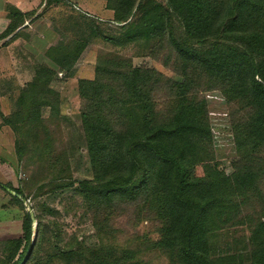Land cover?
Wrapping results in <instances>:
<instances>
[{
  "label": "trees",
  "instance_id": "16d2710c",
  "mask_svg": "<svg viewBox=\"0 0 264 264\" xmlns=\"http://www.w3.org/2000/svg\"><path fill=\"white\" fill-rule=\"evenodd\" d=\"M107 3L118 35L101 33L102 39L121 45L166 43L183 68L184 79H164L154 69L134 67L117 54L100 57L95 79L79 81L90 178L77 182L75 194L95 205L141 200L161 223L155 246L168 264H264V208L244 237L245 243L219 242L220 230L235 223L249 194H260L259 183L264 182L259 157L264 147V0ZM32 13L9 9V24L0 39L11 37L0 48L21 35ZM92 24L81 29L78 41L47 50L54 66L70 70L86 38L97 35ZM185 70L201 72L209 81L207 88H217L228 103H239V110L245 111L243 116L238 110L232 113L239 161L230 173L218 170L212 162L206 103L194 93L193 80ZM54 73L48 66L35 71L26 86L33 99L25 111L17 104L4 117L0 110V126H8L15 136L17 164L28 160L29 151L41 150L42 110L50 103L47 93L57 77ZM163 81L173 89L166 114L158 113L153 99L155 87ZM198 164H203L202 176L194 174ZM56 183L41 184L38 190L50 185L53 189ZM4 186L15 193L11 201L22 208V236L1 243L0 264H20L32 234L31 218L22 205L23 190ZM106 250L107 254L101 247L70 248L58 253L56 260L62 264H143L130 249Z\"/></svg>",
  "mask_w": 264,
  "mask_h": 264
},
{
  "label": "rangeland",
  "instance_id": "374dc122",
  "mask_svg": "<svg viewBox=\"0 0 264 264\" xmlns=\"http://www.w3.org/2000/svg\"><path fill=\"white\" fill-rule=\"evenodd\" d=\"M156 1L164 3V0ZM33 4L36 8L25 21L28 26L21 31L20 38L4 46L10 47L3 50L5 53L0 58V85L11 90L8 98H0L3 110L8 109L6 104L14 109L15 102L22 111L26 110L33 99L31 89L26 86L35 78V71L40 66L54 68L57 75L49 85L47 96L50 103L42 110L40 125L43 132L40 133L44 138L42 141L40 134L38 138L41 150L29 151L28 160L18 164L15 151H11L8 158L13 162L12 171L2 164L11 176L10 184L3 185L23 190L25 199L22 205L31 218V246L24 256L27 254L31 259V255L37 254L27 264H62L56 260L58 253L78 247H101L105 254L106 249H115L117 253L130 249L135 260L143 264H168L167 257L155 246L161 223L141 200L116 201L109 206L97 202L95 205L75 194L77 182L90 178L80 117L84 101L80 97L79 81L95 79L97 61L108 53L129 59L134 67L154 69L167 80L182 81L183 68L166 43L160 46L157 42L121 45L102 39L101 33L118 35L113 24L114 13L106 6L110 5L107 0H35ZM91 24L97 35L86 38V46L72 62L70 70L63 71L54 66L47 57V50L78 41L81 29ZM7 52L9 58L6 63ZM185 71L193 80L194 93L203 97L206 103L212 162L218 170L230 173L239 161L233 142L232 113L238 110V115L243 116L245 111L239 110V103H228L217 88H207L209 81L201 72ZM68 73H72V77H67ZM155 88L156 110L166 114L173 101V89L165 81ZM259 157L264 165V147ZM6 158L1 156L0 160ZM193 171L196 176H202L203 164L195 166ZM54 182L72 183L73 186L58 187L55 184L53 189L50 185L38 190L39 185ZM259 186L260 194H249L235 223L220 230L219 242L222 245L224 241L236 243L244 240L245 243L244 237L249 236L264 208V182ZM5 194L10 197L15 193L8 188ZM11 202L13 211L10 219H0V255L2 242L22 236V208Z\"/></svg>",
  "mask_w": 264,
  "mask_h": 264
},
{
  "label": "crops",
  "instance_id": "0c3cea01",
  "mask_svg": "<svg viewBox=\"0 0 264 264\" xmlns=\"http://www.w3.org/2000/svg\"><path fill=\"white\" fill-rule=\"evenodd\" d=\"M35 2V0H0V34H2V32L6 29V27L9 24V9L11 7L17 9L18 11L22 12V13H27V12H33L36 8V6L33 4ZM37 5V4H36ZM25 28L28 26L27 22H25V24L23 25ZM25 28H23L22 30H24ZM11 36H8L6 38L0 39V44H3L4 42L8 41V39ZM21 35L17 38H20ZM10 46L8 47H1L0 48V58L1 56L5 53V49L8 50ZM3 51V52H2ZM7 59L6 61L4 60V62H8V58H9V52H7ZM9 65V64H8ZM10 89L9 88H5L3 89L2 86L0 85V98L1 97H9V93H10ZM6 104V103H5ZM8 105V109L7 110H3L1 103H0V110L3 114L4 117H8L10 115V113L12 112L13 108H11V106L9 104ZM16 102H15V106H16ZM11 151H15L14 149V134L11 131V129L6 126V125H1L0 126V157L1 156H5L7 157L5 160H0V182H2V185L0 187V219H10L11 217V212L13 211V206H12V202H11V197H9V195L5 194L6 188L3 184H7L9 181H11L10 179V174L8 170L12 171L13 168V162L8 158V156L11 154ZM2 159H4L2 157ZM17 163V160H16ZM7 166L8 170H4L3 165ZM12 167V168H11ZM10 184V183H8Z\"/></svg>",
  "mask_w": 264,
  "mask_h": 264
},
{
  "label": "water",
  "instance_id": "95a60500",
  "mask_svg": "<svg viewBox=\"0 0 264 264\" xmlns=\"http://www.w3.org/2000/svg\"><path fill=\"white\" fill-rule=\"evenodd\" d=\"M30 246H31V244L29 245V247H28L27 251H29V250H30ZM26 258H27V254L24 256V258H23V260L21 261V263H20V264H24V263H25V261H26Z\"/></svg>",
  "mask_w": 264,
  "mask_h": 264
}]
</instances>
